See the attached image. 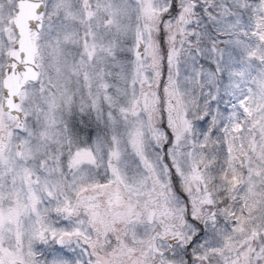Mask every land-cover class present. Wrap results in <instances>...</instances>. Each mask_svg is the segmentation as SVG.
I'll return each instance as SVG.
<instances>
[{"label": "snow or ice", "instance_id": "6c2138e0", "mask_svg": "<svg viewBox=\"0 0 264 264\" xmlns=\"http://www.w3.org/2000/svg\"><path fill=\"white\" fill-rule=\"evenodd\" d=\"M0 264H264V0H0Z\"/></svg>", "mask_w": 264, "mask_h": 264}]
</instances>
